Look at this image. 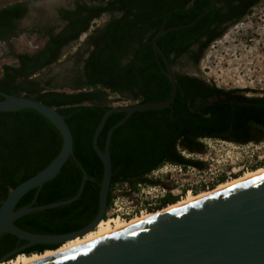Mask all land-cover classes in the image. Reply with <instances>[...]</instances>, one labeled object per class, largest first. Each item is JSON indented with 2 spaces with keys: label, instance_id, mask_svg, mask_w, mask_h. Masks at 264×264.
Listing matches in <instances>:
<instances>
[{
  "label": "trees",
  "instance_id": "16d2710c",
  "mask_svg": "<svg viewBox=\"0 0 264 264\" xmlns=\"http://www.w3.org/2000/svg\"><path fill=\"white\" fill-rule=\"evenodd\" d=\"M262 1L219 0L210 14L192 26L163 35L158 44L173 67L197 69L209 48ZM214 3L215 0H77L73 8L60 9V31L55 27L28 30L30 35L45 38L46 43L36 53L13 54L16 64L3 67L0 91L57 108L72 131L80 164L70 158L55 179L30 191L17 209L72 199L78 195L85 175L91 180L78 201L30 213L16 225L36 234L64 235L94 221L100 207L104 166L93 148V138L104 114L114 107L110 97L117 95L119 101L131 104L170 99L173 86L158 64L152 40L163 28L190 25ZM28 14L29 3L1 8L0 42L18 37L20 24ZM106 14L110 21L96 29L84 43L85 48L72 56L77 70L71 91L53 85L57 75L42 76L61 63L66 51ZM176 80L178 92L171 108L136 112L114 131L108 212L119 187L128 185L137 191L139 186H156L158 181L151 180V176L167 165L203 170L204 163L194 156L206 153L208 141L237 146L264 142V96L220 88L180 70L176 71ZM3 100L0 96V102ZM125 116L122 112L110 116L99 138L102 149L109 130ZM62 148L61 132L42 114L31 109L0 113V205L12 190L47 168ZM262 167L264 163L250 169ZM245 173L231 178L221 175L191 190L192 194L215 189ZM188 191L185 189L181 196L167 193L150 212L178 203ZM26 244L4 235L0 239V259ZM49 249L56 247L36 245L23 253L39 254Z\"/></svg>",
  "mask_w": 264,
  "mask_h": 264
},
{
  "label": "water",
  "instance_id": "95a60500",
  "mask_svg": "<svg viewBox=\"0 0 264 264\" xmlns=\"http://www.w3.org/2000/svg\"><path fill=\"white\" fill-rule=\"evenodd\" d=\"M218 5L219 0H215L212 8L190 25L163 28L154 36L152 44L156 59L173 86L170 99L113 107L104 114L93 138V148L104 166V177L100 183V207L94 221L79 231L64 235H46L26 231L16 225L20 218L30 213L55 209L78 201L91 178L85 175L78 195L72 199L17 209L30 191L42 188L55 179L70 158L80 163L75 155L72 131L57 108L25 96L0 91V96L4 98L0 102V113L34 110L50 120L63 136V148L59 156L42 172L12 190L0 205V239L8 234L27 242L3 256L0 264L8 263L21 255L33 256L57 251L66 243L95 232L105 221L113 177L111 143L114 131L126 124L136 112L171 108L177 96L176 68L160 48L158 39L170 32L194 25ZM116 112L125 113L126 116L109 130L105 149H102L99 138L108 119ZM36 245H51L56 249L39 254L23 253ZM29 264H264V173L84 245Z\"/></svg>",
  "mask_w": 264,
  "mask_h": 264
},
{
  "label": "rangeland",
  "instance_id": "374dc122",
  "mask_svg": "<svg viewBox=\"0 0 264 264\" xmlns=\"http://www.w3.org/2000/svg\"><path fill=\"white\" fill-rule=\"evenodd\" d=\"M75 1L77 0H1L0 9L17 2L29 3V14L20 24L18 37L0 42V75L5 65L16 64L13 54H33L45 45V38L30 35L28 30L55 27L60 31L58 12L62 8H73ZM109 18L103 16L93 27L103 26ZM92 31L93 29L90 33ZM90 33L84 34L66 51L61 63L45 71L42 76L57 75L53 85L71 91L70 88L75 85L73 78L77 70L72 56L82 48ZM177 70L215 83L220 88L239 89L249 95L264 96V0L240 24L231 27L222 39L209 48L197 69ZM110 100L114 107L133 105L127 101H119L121 99L117 95H112ZM207 145L205 154L194 156L196 160L204 163L203 170H185L167 165L151 176V180L158 181L156 186H139L137 191L128 185L119 187L114 192L115 200L107 214V220L119 216L125 220L130 219L135 216H128L132 209L141 210L149 205L153 208L169 192L181 196L183 191L188 189L187 196L192 194L191 190L202 184H210L221 175L231 178L264 163V142L258 145L237 146L228 142L208 141Z\"/></svg>",
  "mask_w": 264,
  "mask_h": 264
},
{
  "label": "bare ground",
  "instance_id": "6f19581e",
  "mask_svg": "<svg viewBox=\"0 0 264 264\" xmlns=\"http://www.w3.org/2000/svg\"><path fill=\"white\" fill-rule=\"evenodd\" d=\"M262 173H264V167L259 168V169L255 170V171L246 172L240 178L229 180L228 182H226V183H224L222 185H219L218 187H216L213 190L211 189V190L202 192V193H200L198 195H192V194L187 195L184 198H182L176 204L170 205V206H168V207H166L164 209H161V210H157V211H154V212H148V213H144L142 215L134 216V217H132V218H130L128 220H125V219H122V218H114V219L105 220L99 225V227L97 228V230L95 232H92V233L88 234L84 238H78V239H76L74 241H70V242L66 243L65 245H63L57 251H48V252H46V253H44L42 255H33V256L21 255V256L17 257L16 259L10 261L9 263H5V264H29V263L41 260L43 258L62 253L64 251L73 249L74 247L84 245V244H86L88 242H91L93 240H96L98 238H101V237H104V236L109 235L111 233L117 232V231H119V230H121V229H123L125 227L131 226V225H134V224H138V223L143 222L145 220L151 219V218H153V217H155V216H157V215H159L161 213L166 212L169 209H172V208L177 207L179 205L185 204V203L190 202V201H192L194 199H197L199 197H202V196H205V195H207L209 193H212V192H214L216 190H219L221 188H224V187L239 183L241 181L247 180V179H249L251 177H254V176L262 174Z\"/></svg>",
  "mask_w": 264,
  "mask_h": 264
},
{
  "label": "built area",
  "instance_id": "2783aa9c",
  "mask_svg": "<svg viewBox=\"0 0 264 264\" xmlns=\"http://www.w3.org/2000/svg\"><path fill=\"white\" fill-rule=\"evenodd\" d=\"M150 208H152V205H149L148 208L147 207L144 208V209L141 208V210H140V208H134V209L131 210V213H128V216L129 217L133 216V215L138 216V215H142L144 213H148V212H150ZM118 218H121V217L119 216Z\"/></svg>",
  "mask_w": 264,
  "mask_h": 264
},
{
  "label": "flooded vegetation",
  "instance_id": "af4514ba",
  "mask_svg": "<svg viewBox=\"0 0 264 264\" xmlns=\"http://www.w3.org/2000/svg\"><path fill=\"white\" fill-rule=\"evenodd\" d=\"M103 16H109V15L106 14V15H103ZM109 17H110V16H109ZM101 18H102V17H101ZM101 18H100V19H101ZM58 19H59L60 22H62V18H61L60 10H59V12H58ZM98 20H99V19H98ZM96 21H97V20H96ZM96 21H95V22H96ZM109 21H110V18H109L108 22H109ZM95 22H94V23H95ZM108 22H106L103 26H99V27H97V28L92 27L91 29H93V31H92L91 33L89 32L90 34H89L88 38L93 34V32H94L96 29L101 28V27H104ZM90 31H91V30H90ZM88 38L86 39V41L88 40ZM86 41H85L84 43H86ZM83 47L85 48L84 44H83L82 48H83ZM82 48H81V49H82ZM182 62H183V63L186 62V59H185V60H182ZM176 71H177V68H176Z\"/></svg>",
  "mask_w": 264,
  "mask_h": 264
}]
</instances>
